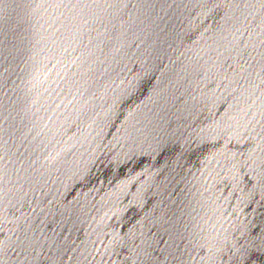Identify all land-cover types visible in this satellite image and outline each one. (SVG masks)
I'll return each mask as SVG.
<instances>
[{
	"label": "water",
	"instance_id": "1",
	"mask_svg": "<svg viewBox=\"0 0 264 264\" xmlns=\"http://www.w3.org/2000/svg\"><path fill=\"white\" fill-rule=\"evenodd\" d=\"M0 264H264V0H0Z\"/></svg>",
	"mask_w": 264,
	"mask_h": 264
}]
</instances>
